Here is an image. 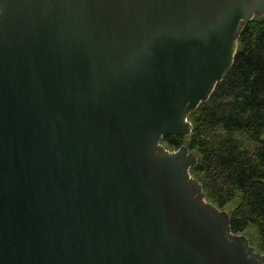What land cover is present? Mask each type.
<instances>
[{
  "label": "water",
  "instance_id": "obj_1",
  "mask_svg": "<svg viewBox=\"0 0 264 264\" xmlns=\"http://www.w3.org/2000/svg\"><path fill=\"white\" fill-rule=\"evenodd\" d=\"M264 0H0V264H264L166 135Z\"/></svg>",
  "mask_w": 264,
  "mask_h": 264
},
{
  "label": "trees",
  "instance_id": "obj_2",
  "mask_svg": "<svg viewBox=\"0 0 264 264\" xmlns=\"http://www.w3.org/2000/svg\"><path fill=\"white\" fill-rule=\"evenodd\" d=\"M189 119V136L161 143L197 154L191 173L208 200L229 211L233 233L264 253V16L244 25L233 67Z\"/></svg>",
  "mask_w": 264,
  "mask_h": 264
},
{
  "label": "rangeland",
  "instance_id": "obj_3",
  "mask_svg": "<svg viewBox=\"0 0 264 264\" xmlns=\"http://www.w3.org/2000/svg\"><path fill=\"white\" fill-rule=\"evenodd\" d=\"M253 232L248 233L249 237L252 239L254 237Z\"/></svg>",
  "mask_w": 264,
  "mask_h": 264
}]
</instances>
